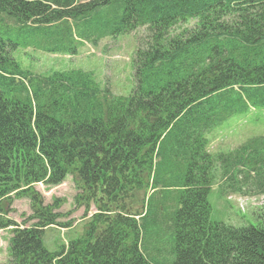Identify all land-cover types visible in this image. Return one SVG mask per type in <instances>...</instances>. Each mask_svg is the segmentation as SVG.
I'll use <instances>...</instances> for the list:
<instances>
[{"label": "trees", "instance_id": "obj_1", "mask_svg": "<svg viewBox=\"0 0 264 264\" xmlns=\"http://www.w3.org/2000/svg\"><path fill=\"white\" fill-rule=\"evenodd\" d=\"M140 29L127 96L90 71L35 73L15 58L72 56L80 44ZM255 109H264V0H0L5 264H264V222H211L207 200L216 183L225 194H264L263 137L208 150L209 132ZM67 178L75 195L62 213L65 200L45 204L35 186ZM22 199L31 215L19 225L9 215ZM79 209L82 233L45 250L44 230L71 229ZM164 231L168 251L155 246Z\"/></svg>", "mask_w": 264, "mask_h": 264}, {"label": "rangeland", "instance_id": "obj_2", "mask_svg": "<svg viewBox=\"0 0 264 264\" xmlns=\"http://www.w3.org/2000/svg\"><path fill=\"white\" fill-rule=\"evenodd\" d=\"M80 3H88L92 0H77ZM144 29L130 34H120L115 38L107 36L99 40L96 45L90 43L80 44L76 47V55H50L44 52H32L27 50L28 55L39 58L33 65L25 54H15L16 60L23 68L36 71L37 73L48 72L49 70L81 69L90 71L96 80L107 86L113 95L127 96L133 89V73L131 59L136 48V39L143 36ZM30 55V56H31ZM29 57V56H28ZM36 58V59H37ZM35 61V60H33ZM216 134V135H215ZM215 135L209 145L208 150L212 154L227 153L230 150L242 145L253 137L264 138V109L250 110L246 114L233 116L226 123L208 133V138ZM262 175H260V178ZM38 190L44 199L45 204L51 203L53 197L65 200V204L60 209L62 213L72 210V198L74 196L73 186L70 180L65 181L59 187L45 190L42 185H37ZM227 189L221 188L218 183L212 186L207 197L211 207L210 221L223 223L233 227L258 226L264 222V194H256L253 189L243 187L240 194L225 192ZM249 191V192H248ZM160 196H157L159 198ZM160 202L159 199H156ZM13 213L9 217L17 224L22 223L23 219L31 215L30 206L26 200H16L12 203ZM83 209L71 214L70 219H74L75 230L68 229L61 231L57 228H48L42 234V245L50 253L58 252L62 246L70 240L78 237L79 226L86 221L80 222ZM26 226H29L27 224ZM148 227H154L148 223ZM165 229V228H164ZM77 230V231H76ZM168 232L162 233L159 244L155 245L162 251H168L170 240ZM10 234L7 231L0 232V264L7 262V247ZM149 253H153L150 249ZM170 262L173 261L172 253H160Z\"/></svg>", "mask_w": 264, "mask_h": 264}]
</instances>
